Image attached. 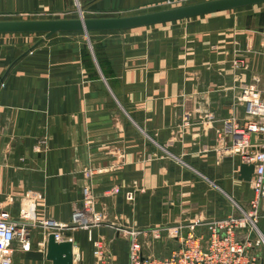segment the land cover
Masks as SVG:
<instances>
[{
    "label": "crops",
    "instance_id": "1",
    "mask_svg": "<svg viewBox=\"0 0 264 264\" xmlns=\"http://www.w3.org/2000/svg\"><path fill=\"white\" fill-rule=\"evenodd\" d=\"M180 1L189 3L0 0V19L128 15ZM42 35L0 33V212L68 222L87 185L95 197L91 236L106 249L95 257L85 229L62 228L72 264H127L120 228L204 222L236 214L235 204L248 208L250 179L237 177L236 153L216 151L215 129L231 115L242 120L240 85L264 83V2ZM112 185L118 189L108 193ZM133 186L128 201L123 192ZM256 225L264 236L262 206ZM48 233L34 224L29 249L16 247L12 264H51ZM167 241L162 235L144 250L161 254Z\"/></svg>",
    "mask_w": 264,
    "mask_h": 264
},
{
    "label": "built area",
    "instance_id": "2",
    "mask_svg": "<svg viewBox=\"0 0 264 264\" xmlns=\"http://www.w3.org/2000/svg\"><path fill=\"white\" fill-rule=\"evenodd\" d=\"M79 15L82 16L80 12ZM233 62L242 64L243 61L237 59ZM234 100L241 105L243 118L239 121L231 115L221 120V127L215 129L216 140L219 141L216 151L236 153L241 162L252 164L249 180L252 196L248 200V208L235 204L236 214L204 222L120 228L127 242V264H264L260 251V246L264 247V236L256 225L259 208L264 207V83L260 87L253 83L240 85ZM182 124H188L187 120L184 119ZM225 134L227 140L223 139ZM83 172L89 177L92 171L85 168ZM117 189V185H112L107 191L115 193ZM134 189L133 186L124 190L126 200H132ZM94 203L95 197L85 185L79 204L71 209L68 222L53 219L36 222L28 216L13 218L0 212V264H12V253L16 247L21 251L29 249L30 230L34 224L48 228L56 241L63 240L59 233L62 228L85 229L93 255L102 257L106 249L104 241L91 236V225L96 222ZM195 224H203L205 232L195 230ZM162 235H166L168 240L164 252H145L149 241H156ZM66 239L71 241L70 237Z\"/></svg>",
    "mask_w": 264,
    "mask_h": 264
},
{
    "label": "water",
    "instance_id": "3",
    "mask_svg": "<svg viewBox=\"0 0 264 264\" xmlns=\"http://www.w3.org/2000/svg\"><path fill=\"white\" fill-rule=\"evenodd\" d=\"M260 2H264V0H199L118 16L0 19V33L42 32V37H47L57 31L81 30L86 33L89 30L99 29L122 30ZM251 171V163L240 162L237 177L248 181ZM71 245L72 243L68 239L54 240L53 234L49 232L45 242V257L51 260V264H72Z\"/></svg>",
    "mask_w": 264,
    "mask_h": 264
},
{
    "label": "rangeland",
    "instance_id": "4",
    "mask_svg": "<svg viewBox=\"0 0 264 264\" xmlns=\"http://www.w3.org/2000/svg\"><path fill=\"white\" fill-rule=\"evenodd\" d=\"M189 2H192L191 0H188ZM195 1V0H194ZM187 2V1H186ZM173 3H176V2H173ZM180 4H184V1L182 2V1H180V3H177V4H174V5H172V6H175V5H180ZM261 247V249H260V251H261V254L264 256V247L263 246H260Z\"/></svg>",
    "mask_w": 264,
    "mask_h": 264
}]
</instances>
